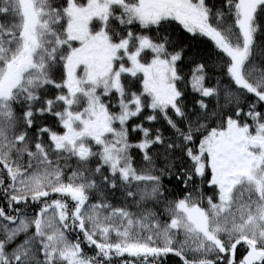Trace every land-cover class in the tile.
I'll use <instances>...</instances> for the list:
<instances>
[{"label":"snow or ice","instance_id":"snow-or-ice-1","mask_svg":"<svg viewBox=\"0 0 264 264\" xmlns=\"http://www.w3.org/2000/svg\"><path fill=\"white\" fill-rule=\"evenodd\" d=\"M0 264H264V0H0Z\"/></svg>","mask_w":264,"mask_h":264}]
</instances>
